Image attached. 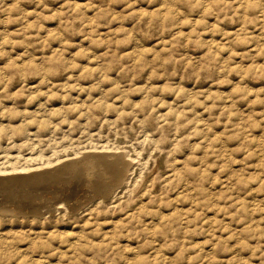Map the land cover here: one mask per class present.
<instances>
[{"label": "rangeland", "instance_id": "1", "mask_svg": "<svg viewBox=\"0 0 264 264\" xmlns=\"http://www.w3.org/2000/svg\"><path fill=\"white\" fill-rule=\"evenodd\" d=\"M0 264H264V0H0Z\"/></svg>", "mask_w": 264, "mask_h": 264}, {"label": "bare ground", "instance_id": "2", "mask_svg": "<svg viewBox=\"0 0 264 264\" xmlns=\"http://www.w3.org/2000/svg\"><path fill=\"white\" fill-rule=\"evenodd\" d=\"M93 156V155H92ZM92 156H89V157H87L88 159H86L85 160V163H84V168H86L87 169V171L90 173V170H92V171H94V168H96L97 166H99V164L96 162V161H94L91 157ZM126 157H127V155H126ZM109 159V158H108ZM109 160H111V159H109ZM119 160H122L121 158L119 159ZM103 162V161H102ZM113 162V161H112ZM118 162V161H117ZM103 164H105V163H103ZM110 164V163H109ZM112 164V163H111ZM110 164V165H111ZM119 164V163H118ZM114 165V164H113ZM121 165V164H120ZM106 166V165H105ZM123 166H124V168H123ZM122 166V169H119L118 171L119 172H116L117 174H118V176H120V178H119V181L121 182V180H123L124 179V177H126V174H125V171H126V166H128L127 164L125 165V163H124V165ZM118 167V166H117ZM24 168H25V166H24ZM61 170H65L66 169V167L65 166H60L59 167ZM106 169V168H105ZM108 169H110V168H108ZM115 169V168H114ZM116 169H118V168H116ZM12 170V169H11ZM25 171V170H24ZM23 170H22V172H24ZM117 171V170H116ZM25 172H27V171H25ZM114 172V171H113ZM18 173V172H17ZM21 173V172H20ZM107 173V172H106ZM115 173V174H116ZM107 175V174H106ZM112 175V174H111ZM19 177H22V176H19ZM38 177V174L36 173V174H30L29 176H28V178H37ZM92 177V176H91ZM97 177V176H96ZM115 178V177H114ZM127 178V177H126ZM106 179V178H105ZM109 179H111V177L109 178ZM116 179V178H115ZM118 181V180H117ZM116 181V182H117ZM118 181V182H119ZM127 181V180H126ZM111 182V181H110ZM115 182V181H114ZM124 182V181H123ZM102 183V182H101ZM122 183V182H121ZM111 184V183H110ZM114 184V183H113ZM103 185V184H102ZM94 186V185H93ZM101 186V185H100ZM104 187V186H103ZM114 187V186H113ZM106 190V189H105ZM113 190V188L111 189V191ZM99 191V190H98ZM100 192V191H99ZM110 192V191H109ZM105 193V192H104ZM106 193H108V191L106 192Z\"/></svg>", "mask_w": 264, "mask_h": 264}]
</instances>
